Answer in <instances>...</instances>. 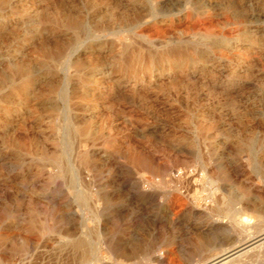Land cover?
Instances as JSON below:
<instances>
[{"label":"rangeland","instance_id":"obj_1","mask_svg":"<svg viewBox=\"0 0 264 264\" xmlns=\"http://www.w3.org/2000/svg\"><path fill=\"white\" fill-rule=\"evenodd\" d=\"M262 232L264 0H0V264H199Z\"/></svg>","mask_w":264,"mask_h":264},{"label":"bare ground","instance_id":"obj_2","mask_svg":"<svg viewBox=\"0 0 264 264\" xmlns=\"http://www.w3.org/2000/svg\"><path fill=\"white\" fill-rule=\"evenodd\" d=\"M134 3V2H133ZM136 8V7H135ZM133 10V9H132ZM140 10V9H139ZM138 10V11H139ZM142 11V10H141ZM207 11V10H206ZM140 12V11H139ZM200 12V11H199ZM208 12V11H207ZM197 13V12H196ZM205 14V13H204ZM138 15V14H137ZM209 15V14H208ZM196 15H193V17H195ZM197 16H198V14H197ZM141 17V16H140ZM117 18V17H116ZM128 19V18H127ZM142 19V18H141ZM205 19V18H204ZM122 20V19H121ZM162 20V19H161ZM125 21V20H124ZM124 21H123V23H124ZM158 22V21H157ZM148 23V22H147ZM153 23V22H152ZM125 24H126V22H125ZM141 24V23H140ZM154 24V23H153ZM159 24V23H158ZM136 25V24H135ZM158 26V25H157ZM78 27V26H77ZM126 27V26H125ZM132 27V26H131ZM144 28V27H143ZM134 29V28H133ZM131 30V29H130ZM161 31V30H160ZM127 33V32H126ZM140 36V35H139ZM143 36V35H142ZM148 37V36H147ZM147 42V41H146ZM100 46V45H99ZM112 46H113V44H112ZM119 47V46H118ZM93 49V48H92ZM99 49V48H98ZM56 50V49H55ZM88 50V49H87ZM111 50H112V52L114 51L112 48H111ZM72 51V50H71ZM78 51V50H77ZM97 51V50H96ZM184 51V50H183ZM198 51V50H197ZM75 52V51H74ZM94 52V51H93ZM98 52V51H97ZM111 52V53H112ZM174 53V52H173ZM177 53H178V51H177ZM176 53V54H177ZM191 53V52H190ZM76 54V53H75ZM82 54V53H81ZM186 55H187V53H185ZM193 54V53H192ZM60 55V54H59ZM106 55H107V53H106ZM185 55V56H186ZM64 56V55H63ZM71 56V55H70ZM80 56V55H79ZM92 56V55H91ZM93 56H95V55H93ZM109 56V55H108ZM139 56V55H138ZM172 56V55H171ZM190 56V55H189ZM71 57H73V56H71ZM83 57V56H82ZM90 57V56H89ZM110 57V56H109ZM151 57V56H150ZM157 57V56H156ZM199 57V56H198ZM120 58V57H119ZM149 58V57H148ZM190 58H191V56H190ZM105 59H107V58H105ZM144 59V58H143ZM159 59H161V58H159ZM165 59V58H164ZM167 59V58H166ZM59 60V59H58ZM72 60V59H71ZM95 60H96V57H95ZM103 60V59H102ZM145 60V59H144ZM153 60V59H152ZM162 60H163V58H162ZM190 60V59H189ZM158 61V60H157ZM144 62V61H143ZM171 62V61H170ZM204 62V61H203ZM106 63V62H105ZM104 63V64H105ZM117 63V62H116ZM196 63V62H195ZM88 64V63H87ZM123 64H124V62H123ZM151 64V63H150ZM152 64H154V63H152ZM188 64V63H187ZM89 65V64H88ZM115 65V64H114ZM135 65V64H134ZM160 65V64H159ZM100 66V65H99ZM129 66V65H128ZM205 66V65H204ZM149 67V66H148ZM152 67V66H151ZM189 67V66H188ZM75 68V67H74ZM145 68V67H144ZM154 68V67H153ZM155 68H156V65H155ZM76 69V68H75ZM131 69V68H130ZM150 69V68H149ZM191 69V68H190ZM73 70V69H72ZM99 70H101V69H99ZM128 70V69H127ZM153 70V69H152ZM187 70V69H186ZM128 72V71H127ZM152 72V71H151ZM189 72V71H188ZM190 72H192V71H190ZM99 73V72H98ZM125 73V72H124ZM167 73V72H166ZM25 75H26V73H25ZM133 75V74H132ZM153 75V74H152ZM23 76V75H22ZM123 76H124V74H123ZM27 77V76H26ZM25 77V78H26ZM30 77V76H29ZM188 77V76H187ZM190 77V76H189ZM194 77V76H193ZM105 78V77H104ZM27 79V78H26ZM29 79V78H28ZM30 79H31V77H30ZM194 79V78H193ZM104 80V79H103ZM162 80V79H161ZM178 80V79H177ZM116 81V80H115ZM164 81V80H163ZM166 81V80H165ZM99 82V81H98ZM114 82V81H113ZM124 82H126V81H124ZM169 82V81H168ZM25 83V82H24ZM115 83V82H114ZM119 83V82H118ZM117 83V84H118ZM161 83V82H160ZM176 83V82H175ZM22 84V83H21ZM27 84V83H26ZM98 84V83H97ZM96 84V85H97ZM145 84V83H144ZM168 84V83H167ZM29 85V84H28ZM95 85V86H96ZM99 85V84H98ZM109 85V84H108ZM111 85H112V83H111ZM149 85V84H148ZM165 85V84H164ZM175 85H177V84H175ZM119 86V85H118ZM153 86V85H152ZM32 87V86H31ZM56 87V86H55ZM58 87V86H57ZM155 87V86H154ZM115 88V87H114ZM156 88V87H155ZM35 89V88H34ZM98 89V88H97ZM101 89V88H100ZM117 89V88H116ZM135 89H137V88H135ZM152 89V88H151ZM158 89H159V87H158ZM59 90V89H58ZM25 91V90H24ZM50 91V90H49ZM109 91V90H108ZM117 91V90H116ZM128 91V90H127ZM148 91V90H147ZM151 91V90H150ZM27 92V91H26ZM118 92V91H117ZM125 92V91H124ZM140 92V91H139ZM149 92V91H148ZM53 93V92H52ZM116 93V92H115ZM123 93V92H122ZM126 93H129V92H126ZM132 93V92H131ZM144 93V92H143ZM59 94V93H58ZM114 94V93H113ZM118 94H119V92H118ZM21 95V94H20ZM110 95V94H109ZM130 95V94H129ZM134 95V94H133ZM136 95V94H135ZM134 95V96H135ZM24 96V95H23ZM144 96V95H143ZM22 97V96H21ZM115 97H116V95H115ZM34 98V97H33ZM136 98V97H135ZM142 98V97H141ZM22 99H23V97H22ZM31 99V98H30ZM146 99V98H145ZM106 100V99H105ZM136 100V99H135ZM31 101V100H30ZM23 102V101H22ZM26 102V101H25ZM28 102V101H27ZM34 102V101H33ZM145 102V101H144ZM20 103V102H19ZM119 104V103H118ZM125 104V103H124ZM25 105V104H24ZM51 105V104H50ZM54 105V104H53ZM141 105V104H140ZM26 106V105H25ZM37 106V105H36ZM24 107V106H23ZM27 107V106H26ZM30 107V106H29ZM33 108V107H32ZM31 108V109H32ZM36 108V107H35ZM57 109V108H56ZM55 109V110H56ZM21 110H23V109H21ZM58 110V109H57ZM54 111V110H53ZM55 112V111H54ZM28 114H30V113H28ZM28 116V115H27ZM65 119V118H64ZM83 119V118H82ZM80 120H81V118H80ZM26 121V120H25ZM77 121V120H76ZM21 122H22V120H21ZM81 123H82V121H80ZM23 123V122H22ZM21 123V124H22ZM83 123H84V121H83ZM27 124V123H26ZM81 125V124H80ZM83 126V125H82ZM87 126V125H86ZM24 127V126H23ZM82 128V127H81ZM89 128V127H88ZM25 129V128H24ZM78 129V128H77ZM80 129V128H79ZM91 129V128H90ZM64 130V129H63ZM82 130V129H81ZM78 132H79V130H78ZM88 134V133H87ZM86 134V135H87ZM160 134V133H159ZM242 134V133H241ZM85 135V136H86ZM83 137V136H82ZM157 137V136H156ZM163 137V136H162ZM241 137V136H240ZM159 138V137H158ZM165 138V137H164ZM224 138V137H223ZM226 138V137H225ZM84 139V138H83ZM246 139V138H245ZM25 141V140H24ZM251 141V140H250ZM236 143V142H235ZM112 144V143H111ZM28 148V147H27ZM85 148V147H84ZM82 151V150H81ZM77 165V164H76ZM84 165V164H83ZM83 165H82V167H83ZM86 165H87V162H86ZM80 170V169H79ZM78 170V171H79ZM84 171V170H83ZM81 174V173H80ZM86 174V173H85ZM84 181V180H83ZM80 189V188H79ZM82 189V188H81ZM89 191V190H88ZM80 192H82V190L80 191ZM84 192V191H83ZM80 194V193H79ZM82 194V193H81ZM80 194V195H81ZM79 195V196H80ZM81 197H82V195H81ZM84 197V196H83ZM84 199V198H83ZM86 202V201H85ZM239 213V212H238ZM234 214V213H233ZM232 217V216H231ZM233 218H234V220L236 221V223L239 225V224H241V222H242V218H241V216H240V214H234L233 215ZM262 248H264V232H262L261 234H259V235H254V237H250L249 239H247V240H245L244 242H242L241 244H239V245H235V246H232V247H230V248H227V249H223L220 253H217L216 255H214L213 257H211L210 259H208L207 261H205V262H203V263H199V264H236V263H240L242 260H243V258H245V257H247L248 256V254L249 253H251V251L252 250H259V249H262ZM96 252V251H95ZM97 253H98V251H97ZM256 257V256H255ZM158 258V257H157ZM103 258H102V256H100V255H98L97 254V260L98 261H100V260H102ZM104 260V259H103ZM158 260H160V259H158ZM164 261V260H163ZM160 262V261H159ZM162 262V261H161ZM118 264H121V262H119ZM197 264V263H196Z\"/></svg>","mask_w":264,"mask_h":264}]
</instances>
